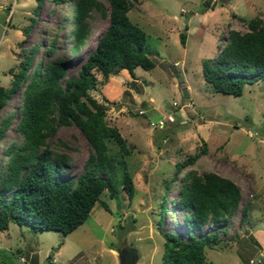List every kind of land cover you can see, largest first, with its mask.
Listing matches in <instances>:
<instances>
[{
    "label": "rangeland",
    "instance_id": "obj_1",
    "mask_svg": "<svg viewBox=\"0 0 264 264\" xmlns=\"http://www.w3.org/2000/svg\"><path fill=\"white\" fill-rule=\"evenodd\" d=\"M74 1L0 0V86H10L33 47L37 50L28 76L36 66L59 59L66 63V78L77 75L109 19L92 13L90 36L75 54L70 36ZM128 16L146 32L145 50L155 65L136 67L135 78L121 70L104 80L93 71L97 86L90 95L108 106V124L132 147L125 155L114 140L108 141L110 155L126 162L136 187L133 200L121 187L118 164L111 177L116 197L107 190L100 195L109 210L97 202L88 219L65 236L9 223L0 229V264H120L121 253L133 256L135 264H162L165 239L159 220L162 231L182 240L189 233L199 237L217 231L220 242L204 248L203 264H264V78L246 83L242 94L234 96L215 91L202 70L203 60L217 55L230 32H247L252 17L264 21V0H130ZM181 33L186 35L184 46ZM53 39L56 52L49 55ZM25 84L0 109V124L11 117L0 136V169L8 146L22 140L16 124ZM47 142L54 152L68 156L59 177L75 180L90 153L81 131L74 124L59 126ZM192 157L195 161L175 174V164ZM190 171L213 172L239 187L238 208L221 224L194 231L187 227L189 212L176 200Z\"/></svg>",
    "mask_w": 264,
    "mask_h": 264
},
{
    "label": "trees",
    "instance_id": "obj_2",
    "mask_svg": "<svg viewBox=\"0 0 264 264\" xmlns=\"http://www.w3.org/2000/svg\"><path fill=\"white\" fill-rule=\"evenodd\" d=\"M72 10L70 36L75 54L82 51L90 36L88 20L92 13L100 12L109 19L107 29L77 75L66 78V63L59 59L36 66L28 76L32 54L37 50L33 47L12 75L10 86H0L1 109L26 83L16 124L22 140L8 146L5 164L0 169L1 230L15 223L27 225L34 232L52 230L64 236L69 234L88 219L97 202L109 210L100 195L107 190L111 198L116 197V183L111 177L118 164L122 170L121 187L129 202L136 193L126 162L110 155L108 141L114 140L125 155L131 154L132 147H126L120 131L108 124V106L99 103L90 91L97 86L93 71L99 72L104 80L121 70L135 78L136 67L148 70L155 65L145 50L146 32L129 18L130 0H75ZM247 26V32H230L228 42L217 55L202 62L204 79L215 91L240 96L246 83L264 78V21L258 16L252 17ZM185 42L186 35L181 33L180 43L184 46ZM56 46L57 41L53 39L48 47L49 55L56 52ZM103 100L108 102L106 98ZM10 122V116L2 121L0 136ZM71 124L90 145L84 170L75 180L59 177L62 167L69 162L68 156L54 152L47 142L57 127ZM202 146L205 153V142ZM193 161L192 157L176 163L175 174ZM240 200V189L232 180L213 172L190 171L183 177L176 203L189 212L186 225L194 231L207 224L224 222L236 211ZM246 209L242 208V216ZM157 227L165 239L162 264H203L204 248L220 242L217 231L199 237L189 233L188 239L182 240L173 232L162 231L161 220Z\"/></svg>",
    "mask_w": 264,
    "mask_h": 264
},
{
    "label": "water",
    "instance_id": "obj_3",
    "mask_svg": "<svg viewBox=\"0 0 264 264\" xmlns=\"http://www.w3.org/2000/svg\"><path fill=\"white\" fill-rule=\"evenodd\" d=\"M182 92L184 95H188L186 88H182ZM119 256H120V264H135V259L133 256L127 258L123 256L122 253Z\"/></svg>",
    "mask_w": 264,
    "mask_h": 264
},
{
    "label": "built area",
    "instance_id": "obj_4",
    "mask_svg": "<svg viewBox=\"0 0 264 264\" xmlns=\"http://www.w3.org/2000/svg\"><path fill=\"white\" fill-rule=\"evenodd\" d=\"M250 263L253 264V260Z\"/></svg>",
    "mask_w": 264,
    "mask_h": 264
}]
</instances>
